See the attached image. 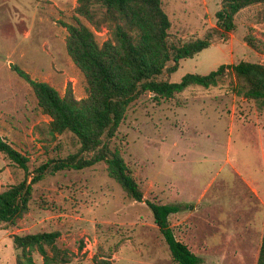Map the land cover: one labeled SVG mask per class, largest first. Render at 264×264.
<instances>
[{"label":"rangeland","instance_id":"rangeland-1","mask_svg":"<svg viewBox=\"0 0 264 264\" xmlns=\"http://www.w3.org/2000/svg\"><path fill=\"white\" fill-rule=\"evenodd\" d=\"M222 1L162 0L171 20L168 41L208 34L211 43L180 59L171 73L169 61L159 78L178 82L187 73L242 60L264 64V4L240 10L235 30L222 36L215 17ZM83 2L0 0V135L27 157L30 171L80 153V144L72 133H50L49 116L12 66L60 95L70 88L76 99L85 98L89 84L67 51L63 23H84L100 44L112 30L95 0H89V13L79 10ZM240 88L227 69L215 86H191L169 99L138 96L111 146L143 200L130 199L104 163L46 173L15 223L0 224V264H176L146 201L180 206L169 222L176 238L201 257L199 264H256L264 230V102ZM22 178L23 171L0 155V192ZM55 230L56 240L24 251L12 242L13 235Z\"/></svg>","mask_w":264,"mask_h":264},{"label":"trees","instance_id":"trees-1","mask_svg":"<svg viewBox=\"0 0 264 264\" xmlns=\"http://www.w3.org/2000/svg\"><path fill=\"white\" fill-rule=\"evenodd\" d=\"M102 19L111 26V38L99 43L96 34L87 25L63 23L66 28V47L75 65L86 76L88 95L76 99L70 88L63 95L50 84L33 79L17 65L12 69L32 89L41 112L49 116L51 134L72 133L80 144L81 153H71L62 158L49 159L33 171L29 170L27 157L0 135V155L7 165L23 171V178L0 192V224H14L27 208L32 186L46 173L65 169L80 170L104 163L106 170L134 201L143 200V191L132 176L119 151L111 140L122 122L128 106L141 94L150 92L158 99H169L191 86L208 88L218 84L227 69L240 80L242 94L264 102V64L239 61L220 64L206 74L187 73L178 82L159 78L166 64L167 72L176 70L180 59L193 57L207 48L211 38L173 43L168 41L171 20L163 8L162 0H95ZM264 0H223L215 12L216 25L222 36L233 32L236 14ZM89 0L80 5L82 13H89ZM102 9V11H101ZM246 42L255 39L246 36ZM153 221L167 244L171 259L176 264H199L201 257L186 243L176 238L169 216L180 210L178 204L146 201ZM59 231L13 235L17 250L53 242ZM97 264H110L101 260ZM256 264H264V230Z\"/></svg>","mask_w":264,"mask_h":264}]
</instances>
